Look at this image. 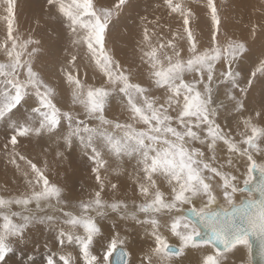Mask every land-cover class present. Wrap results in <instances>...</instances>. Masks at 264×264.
<instances>
[{
    "label": "rangeland",
    "instance_id": "374dc122",
    "mask_svg": "<svg viewBox=\"0 0 264 264\" xmlns=\"http://www.w3.org/2000/svg\"><path fill=\"white\" fill-rule=\"evenodd\" d=\"M85 1L0 0V118L4 117L7 122L1 126L3 119H0V242H29L28 237L33 232L37 234L38 228L48 223L49 227H61L68 229L70 233L72 227L73 232L80 231L82 235H86L87 240H96L99 244L96 248L93 245H97L91 242L81 245L83 248L80 250L75 249L78 245L72 248L74 253L85 256L80 257L85 264L93 263V258H87V255L94 257L96 253L101 254L97 264H110L112 253L119 247L127 248L132 256H136L137 247L145 252L157 250V261L160 264H176L182 258H177L172 253L166 254L164 249L168 243L161 242L160 246L157 244V249H150V244L158 241L153 242L148 235H139L145 239H142V246L132 242L137 237L135 229L143 232L146 228L144 223L150 225L146 228L150 230L153 224L160 222L155 225L156 234L161 235L159 231L162 230L167 233L170 229L177 240L169 244L190 246V236H197L199 233L194 223L191 227L187 223L190 220L185 216L187 222L161 214L158 206L161 205V209L165 211L189 207L180 199L185 195H195L203 204L208 205L212 195H218L215 192L211 194L212 186L220 187V191L223 188L224 196L219 197L222 202H227L236 196L230 189V184H236L238 188L245 181L251 183L254 179L250 172L254 163L244 153L254 154L257 170L264 172V0ZM33 110L41 113L36 115ZM241 116H245L244 119ZM29 118L35 119L36 123ZM51 119H54L53 122ZM96 129L97 136H92L94 141H86L89 137L87 130ZM107 130L119 131L125 135H119V139H126L117 141L113 134H105ZM129 139L138 141L136 143L142 146L162 145L165 148L161 149H166L170 156L165 158L169 172L166 171L165 177L158 176L155 180L153 174L157 170L153 162L147 167L137 164L134 159L124 162V166L128 167L135 163L134 172L139 173L138 179L148 178L147 184L150 188L132 187V183L122 187V178L117 176V172L121 171V163L116 162L122 160L121 158L132 159L138 155H133L130 150L126 152L129 156L122 157L129 150L126 148ZM112 144H116L118 148L112 149ZM53 149L57 151L56 154ZM236 158L238 161H235ZM21 159L23 160L20 161ZM239 163L243 170L242 177L246 175L242 180L235 177L238 172L235 173L234 168ZM72 165L74 166L71 167ZM218 169L222 173H218ZM129 170L128 173H131L132 170ZM98 175L105 178L104 180L113 179L104 185L102 183L103 187L99 185L101 188L93 190L89 186L93 181L97 182ZM84 178H87L86 182L89 181L87 184L91 181L88 186L81 185L80 181L85 180ZM129 178L123 177L126 181ZM66 179H72L69 187ZM18 180H21L20 183ZM206 180L212 186H207ZM162 186H175L177 189L165 194L160 190ZM116 187L119 195L107 194L116 191ZM89 191L97 192L90 194ZM128 192L133 195L128 197ZM143 194L146 196L142 199ZM136 198L139 201H135ZM43 202H54L62 207L70 205L75 215L72 216V212L63 208L58 211L46 210L47 206ZM38 206L41 207L40 210L37 209ZM164 206L168 207L167 210L163 209ZM6 207L10 211L5 212ZM192 208L206 210L201 206L191 205L189 209ZM26 210H34V214L38 216L30 219V212ZM125 210L133 211L135 215L121 213L126 212ZM46 211L53 214H46ZM149 212L156 217L150 216ZM138 214L145 215L137 218ZM181 228L182 231L186 230L181 232ZM119 231L128 233L133 238L132 241ZM175 237L167 236L166 239L172 241ZM31 239L32 242L36 240V247L41 245L35 237L31 236ZM41 242L48 243L46 240ZM51 244L53 247L58 246L55 241ZM204 244L206 245L197 244L192 247L196 250L203 248L206 261L213 264L214 257L210 250L215 252L214 245ZM99 246L103 247V252L99 251ZM89 248L95 253L92 254ZM219 253L221 263L235 264L233 259L228 260L230 256L226 257L231 255L230 252ZM181 255L184 257L183 253ZM250 255L252 257V253ZM132 256L131 259H137L136 264H142L140 258H136L139 255ZM153 256L155 255L152 254L151 257ZM49 262L47 259H39L25 264ZM142 262L147 264L146 261ZM249 264H253L252 258Z\"/></svg>",
    "mask_w": 264,
    "mask_h": 264
},
{
    "label": "bare ground",
    "instance_id": "6f19581e",
    "mask_svg": "<svg viewBox=\"0 0 264 264\" xmlns=\"http://www.w3.org/2000/svg\"><path fill=\"white\" fill-rule=\"evenodd\" d=\"M32 1V0H31ZM87 1V0H86ZM85 1V2H86ZM166 1V0H165ZM17 2H19V1H17ZM37 2V1H36ZM84 2V1H83ZM94 2V1H93ZM241 2V1H240ZM87 3V2H86ZM96 3V2H95ZM19 4V3H18ZM134 4V3H133ZM11 5V4H10ZM21 5V4H20ZM83 5V4H82ZM127 5V4H126ZM130 5H131V3H130ZM75 6V5H74ZM84 6H86V5H84ZM26 7V6H25ZM78 7V6H77ZM124 7H126V6H124ZM123 7V8H124ZM132 7V6H131ZM136 7V6H135ZM161 7V6H160ZM76 8V7H75ZM74 8V9H75ZM6 9V8H5ZM77 9V8H76ZM150 9V8H149ZM149 9H147V10H149ZM159 9V8H158ZM161 9V8H160ZM83 10V9H82ZM135 10V9H134ZM145 10V9H144ZM153 10V9H152ZM151 10V11H152ZM162 10V9H161ZM28 11V10H27ZM128 11V10H127ZM146 11V10H145ZM144 11V12H145ZM160 11V10H159ZM6 13H7V11H5ZM19 12V11H18ZM34 12V11H33ZM76 12V11H75ZM77 12H79V11H77ZM84 12V11H83ZM87 12V11H86ZM143 12V13H144ZM12 13V12H11ZM51 14V13H50ZM76 14V13H75ZM84 14V13H83ZM212 14V13H211ZM74 15V14H73ZM11 16V15H10ZM17 16V15H16ZM70 16V15H69ZM85 16V15H84ZM134 16V15H133ZM73 17V16H72ZM83 17V16H82ZM69 18V17H68ZM79 19V18H78ZM86 19V18H85ZM138 19H140V18H138ZM90 20V19H89ZM85 21V20H84ZM133 21V20H132ZM134 21H136V20H134ZM138 21V20H137ZM145 23V22H144ZM147 23V22H146ZM7 26H9V25H7ZM56 26V25H55ZM58 26V25H57ZM75 26V25H74ZM128 26V25H127ZM59 27V26H58ZM57 28V27H56ZM131 28H132V26H131ZM138 28V27H137ZM137 28H136V30H137ZM261 28V27H260ZM59 29V28H58ZM57 29V30H58ZM139 29V28H138ZM122 30V29H121ZM72 31V30H71ZM140 31V30H139ZM186 31V30H185ZM53 32V31H52ZM136 32V31H135ZM54 33H55V31H54ZM183 33V32H182ZM188 35V34H187ZM183 37V36H182ZM53 39V38H52ZM146 41V40H145ZM143 42V41H142ZM141 42V43H142ZM254 42V41H253ZM111 43V42H110ZM144 43V42H143ZM256 43V42H255ZM257 44V43H256ZM258 44H259V42H258ZM119 45V44H118ZM141 45V44H140ZM254 45V44H253ZM148 47V46H147ZM116 49H118V48H116ZM137 51V50H136ZM135 51V52H136ZM140 51V50H139ZM118 52H119V49H118ZM157 53V52H156ZM160 53V52H159ZM130 54V53H129ZM152 55V54H151ZM264 56V55H263ZM124 57V56H123ZM11 58V57H10ZM120 58V57H119ZM143 58V57H142ZM263 58V57H262ZM138 60V59H137ZM250 60H252L251 58H250ZM260 62V61H259ZM251 63H253V62H251ZM257 63V62H256ZM154 66V65H153ZM252 66V65H251ZM260 67V66H259ZM253 69H255V68H253ZM249 71V70H248ZM251 71V70H250ZM97 72V71H96ZM49 74V73H48ZM108 74V73H107ZM83 75V74H82ZM95 75V74H94ZM48 76V75H47ZM50 76V75H49ZM97 76V75H96ZM100 75L98 74V77H99ZM82 77V76H81ZM55 80V79H54ZM102 80V79H101ZM52 81V80H51ZM252 81V80H251ZM261 82V81H260ZM247 83V82H246ZM263 84V83H262ZM59 85V84H58ZM213 85V84H212ZM255 86V85H254ZM197 87V86H196ZM4 88V87H3ZM202 88H203V86H202ZM252 88V87H251ZM255 89L257 90L258 88H256L255 87ZM59 90V89H58ZM219 91V90H218ZM215 92V91H214ZM251 92V91H250ZM253 92V91H252ZM257 92V91H256ZM11 93V92H10ZM12 94V93H11ZM247 94V93H246ZM252 94V93H251ZM253 94H254V92H253ZM20 95V94H19ZM4 96H6V94H4ZM10 96V95H9ZM250 96H252V95H250ZM254 96V95H253ZM7 97V96H6ZM5 97V98H6ZM16 97H17V95H16ZM22 97V96H21ZM247 97V96H246ZM255 97V96H254ZM254 97H252V98H254ZM1 98V97H0ZM20 98V97H19ZM18 98V99H19ZM26 98V97H25ZM28 98V97H27ZM13 99V98H12ZM12 99H10L11 101H12ZM15 99V98H14ZM6 100H7V98H6ZM9 100V101H10ZM34 100V99H33ZM251 100V99H250ZM2 101V100H1ZM17 101V100H16ZM23 101V100H22ZM25 101V100H24ZM252 101V100H251ZM3 102V101H2ZM15 102V101H14ZM18 102V101H17ZM28 102V101H27ZM211 102V101H210ZM245 102V101H244ZM247 102V101H246ZM34 103V102H33ZM32 103V104H33ZM2 104V103H1ZM22 104H24V103H22ZM27 104V103H26ZM28 104H30V103H28ZM37 104V103H36ZM39 104V103H38ZM253 104V103H252ZM252 104H251V106H252ZM225 105V104H224ZM257 105V104H256ZM4 106H5V104H4ZM11 106V105H10ZM9 106V107H10ZM15 106V105H14ZM20 106V105H19ZM25 106V105H24ZM23 106V107H24ZM27 106V105H26ZM33 106V105H32ZM31 106V107H32ZM208 106V105H207ZM235 106H238V105H235ZM240 106V105H239ZM11 107H13V106H11ZM33 107H35V106H33ZM42 107V106H41ZM211 107V106H210ZM219 107V106H218ZM220 107H222V106H220ZM21 108V107H20ZM25 108V107H24ZM23 108V109H24ZM43 108V107H42ZM208 108V107H207ZM228 108V107H227ZM226 108V109H227ZM235 108V107H234ZM45 109V108H44ZM221 109H225V108H221ZM247 109V108H246ZM4 110V109H3ZM22 110V109H21ZM212 110V109H211ZM222 110V111H223ZM228 110V109H227ZM230 110V109H229ZM232 110V109H231ZM2 111V110H1ZM5 111V110H4ZM34 111V110H33ZM39 111V109L37 110V112ZM46 111V110H45ZM214 111H217V110H214ZM29 113H30V111H28ZM35 113H37L36 111H34ZM47 112V111H46ZM168 112V111H167ZM211 112V111H210ZM228 112V111H227ZM244 112V111H243ZM255 112V111H254ZM2 113V112H1ZM4 113V112H3ZM17 113V112H16ZM19 113H20V111H19ZM41 113V112H40ZM40 113H37L36 115H38V114H40ZM50 113V112H49ZM201 113V112H200ZM260 113V112H259ZM5 114V113H4ZM33 114V113H32ZM203 114V113H202ZM206 115H207V113H205ZM244 114H246L245 112H244ZM243 113H242V115H244ZM262 114V113H261ZM264 114V113H263ZM18 115V117L20 116L19 114H17ZM35 115V116H36ZM6 116H7V114H6ZM45 116V115H44ZM52 116V115H51ZM54 116V115H53ZM121 116V115H120ZM119 116V117H120ZM43 117V116H42ZM45 117H47V116H45ZM44 117V118H45ZM208 117V116H207ZM244 117L245 116H241L240 118L241 119H244ZM4 118V117H3ZM2 118V119H3ZM8 118H9V116H8ZM16 118V117H15ZM34 118V117H33ZM36 118V117H35ZM43 118V119H44ZM52 118V117H51ZM56 118V117H55ZM118 118V117H117ZM262 119H263V117H261ZM260 118V119H261ZM1 119V118H0ZM1 119V120H2ZM29 119H31V118H29ZM49 119V118H48ZM0 120V121H1ZM5 119H3V121H2V124H1V126L3 125V123H7V122H5L4 121ZM9 120V122H10V118L8 119ZM7 120V121H8ZM19 120H21V117H20V119ZM31 120H33V119H31ZM35 120V119H34ZM33 120V121H34ZM52 120V122H53V120L54 119H51ZM168 120V119H167ZM18 121V120H17ZM25 121V120H24ZM36 121V120H35ZM34 121V122H35ZM20 122H22V121H20ZM26 122V121H25ZM31 122V121H30ZM42 122V121H41ZM48 122V121H47ZM46 122V123H47ZM235 122H237V120L235 121ZM252 122V121H251ZM254 122V121H253ZM13 123V122H12ZM36 123V122H35ZM45 122H42V124H44ZM49 123V122H48ZM47 123V124H48ZM244 123V122H243ZM27 124V123H26ZM30 124H32V123H30ZM38 124V123H37ZM245 124V123H244ZM248 124V123H247ZM6 125V124H5ZM13 125V124H12ZM20 125V124H19ZM28 125V124H27ZM33 125V124H32ZM31 125V126H32ZM35 125V124H34ZM45 125V124H44ZM55 125V124H54ZM241 125V124H240ZM9 126H11V124H9ZM8 126V127H9ZM29 126V125H28ZM263 126V125H262ZM12 127V126H11ZM24 127V126H23ZM43 127V126H42ZM41 127V128H42ZM46 127V126H45ZM1 128V127H0ZM13 128V127H12ZM87 128V127H86ZM263 128V127H262ZM10 129V128H9ZM26 129V128H25ZM37 129V128H36ZM3 130V129H2ZM14 130V129H13ZM27 130H29V128L27 129ZM56 130V129H55ZM97 130L98 129H96V131H90V130H87V135H89V137H88V139H86V141H88V140H90V139H93V141H94V137H92L93 135L94 136H97L96 135V132H97ZM105 130V129H104ZM205 130V129H204ZM262 130V129H261ZM20 131V130H19ZM30 131V130H29ZM39 131V130H38ZM110 131H111V133H110ZM107 130V132H105V134L108 136V134L110 135V136H112V134L114 135V138H115V140H124V139H126V138H123V139H119V138H121V136H125V135H123L121 132H119V131H114V130ZM263 131V130H262ZM11 132V131H10ZM13 132V131H12ZM22 132V131H21ZM28 132V131H27ZM37 132V131H36ZM42 132V131H41ZM200 132V131H199ZM29 133V132H28ZM50 133V132H49ZM48 133V134H49ZM103 133V132H102ZM36 134V133H35ZM101 134V133H100ZM179 134V133H178ZM23 135V134H22ZM27 135V134H26ZM45 135V134H44ZM57 135V134H56ZM99 135V134H98ZM119 135H121V136H119ZM251 135V134H250ZM259 135V134H258ZM41 136V135H40ZM18 137V136H17ZM22 137V136H21ZM56 137V136H55ZM85 137H86V135H85ZM40 138V137H39ZM53 138V137H52ZM57 138V137H56ZM68 138V137H67ZM28 139V138H27ZM72 140V139H71ZM196 141H200L199 139H195ZM31 141V140H30ZM33 141H34V139H33ZM51 141V140H50ZM104 141V140H103ZM35 142V141H34ZM37 142V141H36ZM44 142V141H43ZM58 142V141H57ZM65 142V141H64ZM97 142H99V141H97ZM97 142H95V143H97ZM136 142H138V141H136ZM136 142H133V141H131L130 139H129V142H126V144H127V146H126V148L127 149H129V150H126L123 154H122V157L123 156H129L126 152L127 151H132V153H133V155L134 154H138L135 158H134V156H133V158L132 159H129L128 157L127 158H121L122 160H118L117 162L116 161H114V162H116V163H121V165H119V170H121L120 172H117V176H118V178H122V187H124V186H128V184H130V183H132V185L130 184V186H135V187H137V186H139V187H142V188H150V186H148V184H147V180H148V178L147 179H145V180H141V178L140 179H138V177H140L139 176V173H136V172H134V171H136V170H134V169H136L135 168V166H134V164L135 163H133V165H130V167H128V166H124V162L125 161H132L133 159L135 160V162L137 163V164H141L143 167L144 166H148V165H151L152 164V162H153V166H154V168L157 170V172L156 173H154L153 175H155V178L153 179V180H155L158 176V178H161V177H165V175H166V171H168L167 169V166H166V160H165V158L166 157H170V156H168V153L166 152V149H164V150H162L161 148L163 147V148H165L164 146H162V145H159V147L158 146H153L152 144H151V146H147V145H140V144H137ZM250 142V141H249ZM252 142V141H251ZM27 143V142H26ZM41 143V142H40ZM44 143H47V142H44ZM90 143V142H89ZM114 143V142H113ZM116 143V142H115ZM141 143V142H140ZM227 143V142H226ZM38 145V144H37ZM39 145H41V144H39ZM56 145V144H55ZM217 145V144H216ZM27 146V145H26ZM35 146V145H34ZM47 146H48V144H47ZM88 146V145H87ZM99 146H102V145H99ZM108 146H110V145H108ZM183 146V145H182ZM231 146V145H230ZM39 147V146H38ZM44 147H45V145H44ZM49 147V146H48ZM56 147V146H55ZM60 147H61V145H60ZM28 148V147H27ZM53 148V147H52ZM90 148V147H89ZM100 148H102V147H100ZM104 148H106V147H104ZM111 148L112 149H117L116 148V144H112L111 145ZM241 148V147H240ZM240 148H239V150H240ZM20 149V148H19ZM36 149V148H35ZM49 149V148H48ZM47 149V150H48ZM51 149V148H50ZM237 149H238V147H237ZM6 150V149H5ZM44 150H45V148H44ZM54 150V149H53ZM66 150V149H65ZM242 150V149H241ZM1 151V150H0ZM49 151V150H48ZM74 151V150H73ZM75 151H77V150H75ZM105 151V150H104ZM163 151V152H162ZM8 152H9V150H8ZM46 152V151H45ZM54 152H55V150H54ZM57 152V151H56ZM56 152H55V154H56ZM248 152V151H247ZM3 153V152H2ZM6 153V152H5ZM23 153V152H22ZM25 153V152H24ZM62 153V152H61ZM68 153V152H67ZM94 153V152H93ZM101 153H102V151H101ZM106 153V152H105ZM108 153V152H107ZM54 154V156L56 157V155ZM66 153H64V155H65ZM116 154V153H115ZM126 154V155H125ZM15 155V154H14ZM14 155H12V157L14 156ZM17 155V154H16ZM20 156H21V153L19 154ZM24 155V154H23ZM28 155V154H27ZM50 156H51V154H49ZM49 155H46V156H49ZM95 155V154H94ZM103 155H105V154H103ZM243 155H245V156H247V158L249 159L250 157L252 158H250L251 160H252V163H254L253 165H255L256 166V164H257V159H256V157H254L255 155L254 154H252L251 152H249L248 153V155L246 154V153H244ZM4 156V155H3ZM18 156V155H17ZM44 156H45V154H44ZM100 156V155H99ZM106 156V155H105ZM7 157V156H6ZM62 157H65V156H62ZM67 157V156H66ZM108 157V156H107ZM121 157V156H120ZM244 157V156H243ZM257 157H259V156H257ZM9 158V157H8ZM11 158V157H10ZM47 158V157H46ZM52 158V157H51ZM54 158V157H53ZM58 158H59V156H58ZM103 158V157H102ZM106 158V157H105ZM246 158V157H245ZM262 158V157H261ZM14 159H16V158H14ZM29 159H31V157L29 158ZM42 159H44V158H42ZM41 159V160H42ZM107 159V158H106ZM108 159H109V157H108ZM110 159H112V158H110ZM118 159V158H117ZM196 159V158H195ZM198 159V158H197ZM234 159V158H233ZM232 159V160H233ZM237 159V160H236ZM235 159V161H238V158H236ZM249 159V160H250ZM260 159V158H259ZM258 159V160H259ZM23 159H21L20 161H22ZM64 160V159H63ZM67 160V159H66ZM245 160V159H244ZM9 161H11V160H9ZM26 161V160H25ZM29 161V160H28ZM31 161H33V159L31 160ZM48 161V160H47ZM92 161V160H91ZM91 161H90V163H91ZM262 161V160H261ZM34 162V161H33ZM52 162H54V161H52ZM65 162V161H64ZM76 162V161H75ZM74 162V163H75ZM98 162V161H97ZM113 162V163H114ZM14 163V162H13ZM16 163V162H15ZM49 164L48 165H51L50 164V162H48ZM60 163V162H59ZM63 163V162H62ZM70 163V162H69ZM82 163V162H81ZM104 163V162H103ZM102 163V164H103ZM256 163V164H255ZM262 163V162H261ZM19 164H21V163H19ZM36 164V163H35ZM53 164V163H52ZM102 164H99L100 166H102ZM105 164V163H104ZM130 164H131V162H130ZM249 164V163H248ZM7 165H8V161H7ZM6 165V166H7ZM28 165V164H27ZM46 165V164H45ZM47 165V166H48ZM75 165H76V163H75ZM81 165V164H80ZM94 165V164H93ZM251 165V164H250ZM250 165H249V169H250ZM5 166V167H6ZM30 166H31V164H30ZM74 165H72L71 167H73ZM138 166V165H137ZM258 166V165H257ZM260 166V165H259ZM4 167V168H5ZM8 167V166H7ZM6 167V168H7ZM12 167V166H11ZM20 167V166H19ZM29 167V166H28ZM28 167L26 168L27 170H29L28 169ZM54 167V166H53ZM58 167V166H57ZM67 167H68V165H67ZM70 167V166H69ZM77 167V166H76ZM85 167V166H84ZM83 167V168H84ZM107 167V166H106ZM112 167V166H111ZM115 167V166H114ZM117 167V166H116ZM143 167H142V170H143ZM219 167V166H218ZM217 167V168H218ZM1 168V167H0ZM13 168H15V167H13ZM51 168V167H50ZM90 168H92V167H90ZM172 168V167H171ZM252 168V167H251ZM9 169H10V167H9ZM17 169V168H16ZM25 169V168H24ZM37 169H39V168H37ZM43 169H44V167H43ZM54 169H55V167H54ZM76 169V168H75ZM117 169V168H116ZM129 169H131L132 170V172L131 173H128L130 170ZM173 169V168H172ZM235 170V173H237L238 172V174L235 176L236 177V179L237 180H242V179H244L245 178V174H244V178L242 177V172H243V170L240 168V163H239V165H237V167L236 168H234ZM257 169V168H256ZM262 169V168H261ZM18 170V169H17ZM36 170V169H35ZM47 170V169H46ZM56 170H57V168H56ZM55 170V171H56ZM141 170V171H142ZM219 170V169H218ZM4 172H5V170H3ZM11 171V170H10ZM20 171V170H19ZM40 171V170H39ZM44 171V170H43ZM103 171H107V170H103ZM222 170L220 169L219 170V172L218 173H222L221 172ZM262 171V170H261ZM15 172V171H14ZM28 172V171H27ZM46 172V171H45ZM51 172V171H50ZM64 172V171H63ZM62 172V173H63ZM76 172V171H75ZM114 172V171H113ZM155 172V171H154ZM169 172V171H168ZM173 172H175V171H173ZM251 172V171H250ZM22 173V172H21ZM21 173H20V177H21ZM35 173V172H34ZM49 173V172H48ZM67 173V172H66ZM73 173V172H72ZM79 173V172H78ZM84 174H85V172H83ZM91 173V172H90ZM252 173V172H251ZM27 174V173H26ZM37 174V173H36ZM50 174V173H49ZM57 174H59V173H57ZM56 174V175H57ZM83 174V175H84ZM97 174V173H96ZM99 174V173H98ZM146 174V173H145ZM224 174V173H223ZM4 175H6V174H4ZM13 175V174H12ZM39 175V174H38ZM75 175V174H74ZM77 175V174H76ZM79 175V174H78ZM82 175V176H83ZM103 175V174H102ZM113 175H114V173H113ZM116 175V174H115ZM168 175V174H167ZM175 175V174H174ZM11 176V175H10ZM34 176H36V175H34ZM55 176V175H54ZM59 176V175H58ZM72 176V175H71ZM99 176V175H98ZM142 176V175H141ZM144 176V175H143ZM169 176V175H168ZM6 177V176H5ZM19 177V176H18ZM38 177V176H37ZM40 177H43V175L42 176H40ZM45 177V176H44ZM80 178H81V174H80V176H79ZM84 177V176H83ZM101 177V178H100ZM104 177H107V176H104ZM109 177H110V175H109ZM123 177L124 178H129V177H131V179L129 178V180L128 181H126V180H124L123 179ZM135 177L137 178V179H135ZM251 177V176H250ZM249 177V179L251 180V178ZM12 179H14L13 177H11ZM10 178V179H11ZM17 178V177H16ZM34 178V177H33ZM74 178V177H73ZM99 179H96L97 180V182H95V181H93L92 182V184H90L91 183V181H90V185L91 186H89V187H91L93 190H95V189H97V188H101V187H103L102 186V183H103V185L104 184H106V183H108V181L109 180H112L113 178H107L108 180H104L105 178H103L102 176H99L98 177ZM223 178V177H222ZM7 179V178H6ZM11 179V180H12ZM19 179H21V178H19ZM26 179V178H25ZM43 179V178H42ZM48 179V178H47ZM54 178H52V180H53ZM85 180H83L82 179V181H80L81 182V185H89V184H87L89 181H87L86 182V179L87 178H84ZM93 180H94V178H92ZM91 179V180H92ZM103 179V180H102ZM223 179H226L225 177L223 178ZM5 180V179H4ZM11 180H9V181H11ZM35 180V179H34ZM66 180H68L69 182H67V187H69V183H71V180L70 179H66ZM75 180V179H74ZM254 180V179H253ZM6 181V180H5ZM15 181V180H14ZM19 181V180H18ZM21 181V180H20ZM20 181H19V183H20ZM33 181V180H32ZM40 181V180H39ZM143 181V182H142ZM221 181H222V179H221ZM38 182V181H37ZM60 182V181H59ZM75 182V181H74ZM106 182V183H105ZM149 182V181H148ZM237 182V181H236ZM35 183H36V181H35ZM49 183V182H48ZM51 183H54V182H51ZM56 183V182H55ZM54 183V184H55ZM64 183V182H63ZM75 183H77V182H75ZM205 183H206V185L207 186H210V184H211V182H209V181H205ZM246 183V184H245ZM250 182L249 181H245L244 183H242V185L241 186H239L238 188L236 187V184H235V186H234V184H230V189L234 192V194H236V196H234L233 198H231V199H228L227 200V202L225 201V202H222L221 201V198L219 197V195L220 196H222V198H223V196H224V190H223V188L221 189V191H220V187H215V186H212V184H211V194H214L213 192H215L216 194H218V195H212V199H211V203L210 204H208V205H206V203H202L203 201L200 199V198H198V197H195V195L194 196H190V195H185L184 197H182V198H180L182 201H183V203H184V205L185 204H187L189 207L192 205V206H201V207H203V208H205L206 210H196V209H194V208H192V209H189V207H186V208H173L172 210H170V211H165V210H162L161 209V205H159L158 207H160V211H159V213H161V214H164V215H170V216H173L175 219H180V220H185V217L187 218V219H189V215H187L186 214V211H191V210H195L196 212H198V213H203V212H205V211H208V212H210V211H213L214 209H216V207H219L220 209H223V210H226L228 207H230L231 205H232V203L233 204H235V205H237L238 203H241L242 202V200L243 199H251L252 198V195H250L251 193H249V192H247V191H243L242 190V188L244 187V185H247V184H249ZM7 184H9V183H7ZM34 184V183H33ZM43 184V183H42ZM45 184V183H44ZM53 184V185H54ZM57 184V183H56ZM77 184H79V183H77ZM144 184V185H143ZM5 185V184H4ZM15 185V184H14ZM13 185V186H14ZM17 185V184H16ZM20 185V184H19ZM24 185V184H23ZM26 185V184H25ZM37 185V184H36ZM46 185V184H45ZM52 185V186H53ZM101 187H100V186ZM41 186V185H40ZM55 186V185H54ZM59 186H61V184H59ZM74 186V185H73ZM106 186V185H105ZM175 186H176V184H175ZM175 186L174 187H167V188H165V187H161V189L160 190H162L165 194H169V193H172V191H174V190H176L177 188H175ZM177 186H179V185H177ZM11 187V186H10ZM15 187V186H14ZM21 187H22V185H21ZM20 187V188H21ZM39 186H37V188H38ZM42 188H43V185L41 186ZM41 187H40V189H41ZM76 187V186H75ZM79 187H80V185H79ZM107 187V186H106ZM13 188V187H12ZM11 188V189H12ZM32 188V187H31ZM34 188V187H33ZM66 188V187H65ZM73 188V187H72ZM17 189V188H16ZM44 189V188H43ZM63 189V188H62ZM116 189H117V187H116ZM127 189V188H126ZM24 190H25V188H24ZM35 190H36V188H35ZM38 190V189H37ZM74 190V189H73ZM101 190V189H100ZM105 190V189H104ZM159 190V191H160ZM6 191V190H5ZM8 191V190H7ZM14 191V190H13ZM40 191V190H39ZM66 191V190H65ZM84 191V190H83ZM218 191V192H217ZM10 192H11V190H10ZM17 192V191H16ZM20 192H21V190H20ZM84 192H86V191H84ZM97 191H89V193L90 194H94V193H96ZM105 192V191H104ZM145 193H147V190H145L144 191ZM7 193V192H6ZM13 193V192H12ZM19 193V192H18ZM27 193V192H26ZM28 193H30V191L28 192ZM32 193V192H31ZM71 193V192H70ZM119 193V189H117L116 191H114L113 190V193H111V192H108L107 194H116V195H119L118 194ZM136 193V192H135ZM14 194H15V191H14ZM22 194V193H21ZM74 194V193H73ZM82 194V193H81ZM80 194V195H81ZM84 194V193H83ZM163 194V193H162ZM10 195V194H9ZM16 195V194H15ZM24 195H25V193H24ZM78 195V194H77ZM86 195V194H85ZM100 195V194H99ZM130 195H133V193H131V192H128V197L130 196ZM12 196V195H11ZM18 196V195H17ZM20 196V195H19ZM18 196V197H19ZM22 196V195H21ZM55 196V195H54ZM71 196V195H70ZM82 196V195H81ZM146 196V194H143L142 195V199H143V197H145ZM56 197V196H55ZM66 197V196H65ZM67 197H68V195H67ZM74 197V196H73ZM131 197H133V196H131ZM205 197V196H204ZM23 198V197H22ZM95 199H96V197H94ZM103 198V197H102ZM106 198V197H105ZM211 198V197H210ZM67 199V198H66ZM72 199V198H71ZM77 199V198H76ZM80 199V198H79ZM74 201H76L75 199H73ZM81 200V199H80ZM134 200V199H133ZM238 200V201H237ZM20 201V200H19ZM22 201V200H21ZM85 201V200H84ZM90 201V200H89ZM92 201V200H91ZM94 201V200H93ZM104 201V200H103ZM135 201H139L138 200V198H136L135 199ZM234 201L236 202V203H234ZM105 202V201H104ZM109 202V201H108ZM21 203H23V202H21ZM57 203H58V201H57ZM66 203V202H65ZM68 203V202H67ZM70 203V202H69ZM82 203V202H81ZM102 203V202H101ZM182 203V202H181ZM10 204V203H9ZM63 204V203H62ZM222 206H221V205ZM231 204V205H230ZM21 205V204H20ZM24 205V204H23ZM43 205L44 206H47V207H45V209L47 210V209H51V211H52V209H55V210H62V208L65 210V211H67V212H72V216L73 215H75V214H73V211H71V209H70V205L68 206V207H62L61 205H59V204H56V203H54V202H51V203H48V202H43ZM167 205V204H166ZM225 205H227V206H225ZM5 206V205H4ZM22 206V205H21ZM26 206H28V205H26ZM107 206H109L108 205V203H107ZM29 207V206H28ZM172 207H173V205H172ZM22 208V207H21ZM20 208V209H21ZM101 208H103V207H101ZM104 208H105V206H104ZM166 208H168L167 206H164L163 207V209H166ZM19 209V208H18ZM37 209H41V207L40 206H38L37 207ZM44 208H43V210H45ZM119 209V208H118ZM125 209V208H124ZM170 209V208H169ZM201 209V208H200ZM209 209V210H208ZM23 210V209H22ZM98 210V209H97ZM121 210H123V208L121 209ZM167 210V209H166ZM4 211L5 212H7V211H10L9 210V208H4ZM16 211V210H15ZM14 211V212H15ZM30 212V214L28 215V216H30L29 218L30 219H34L35 218V216L37 217L38 216V214L36 215V214H34V210H26V212ZM37 211V210H36ZM126 212H121V213H129L128 215H135V213L133 212V211H130V210H125ZM164 211V212H163ZM11 212H12V209H11ZM47 212V211H46ZM61 212V211H60ZM75 212V211H74ZM151 213H152V211H150ZM149 212V215L150 216H153V215H151V213ZM163 212V213H162ZM52 212H50V211H48L46 214H51ZM92 213V212H91ZM97 213V212H96ZM27 214V213H26ZM25 214V215H26ZM46 214H45V217H46ZM53 214V213H52ZM51 214V215H52ZM10 215V214H9ZM55 215V214H54ZM89 215V214H88ZM95 215V214H94ZM126 215V214H125ZM144 215L145 214H138L137 215V218H140V217H144ZM148 215V214H147ZM11 216H12V214H11ZM93 216V215H92ZM91 216V217H92ZM185 216V217H184ZM56 216H54V218H55ZM126 217V216H125ZM153 217H156V216H153ZM8 218V217H7ZM13 216L11 217V220H13ZM76 218V217H75ZM112 218V217H111ZM131 218V217H130ZM88 219H91L90 217L88 218ZM93 219V218H92ZM141 219H143V218H141ZM140 219V221H142ZM26 220V219H25ZM46 220V219H45ZM190 220V219H189ZM35 221V220H34ZM52 221V220H51ZM116 221H118V220H116ZM129 221V220H128ZM135 221V220H134ZM186 221V220H185ZM33 222V221H32ZM42 222V221H41ZM44 222V221H43ZM46 222V221H45ZM48 222V221H47ZM50 222V221H49ZM61 222V221H60ZM60 222H58V223H60ZM91 222V221H90ZM94 222V221H93ZM107 222V221H106ZM132 222V221H131ZM171 222V221H170ZM187 222V221H186ZM13 223H15V222H13ZM37 223V222H36ZM55 223V222H54ZM95 223V222H94ZM97 223V222H96ZM114 223V222H113ZM140 223V222H139ZM158 223H160V222H157V224ZM185 223V222H184ZM187 223H189L190 224V226L192 227L193 226V222L190 220L189 222H187ZM20 224V223H19ZM33 224H34V222H33ZM41 224V223H40ZM48 224V223H47ZM47 224H46V226H40L39 228H38V232H37V234H36V232H33L29 237H28V239H29V242H22V243H18V242H15L14 240L13 241H6V242H0V244L3 246L2 248H1V245H0V264H25L26 262H28L29 263V261H31V260H39V259H47L48 261H50L49 262V264H85L84 262H82L81 260H80V257H85L83 254L81 255V253H78V254H76V253H74L75 251H72V248H73V246L74 245H78V248H75V249H77V250H80V248H83V246L81 247V245H84L85 246V243L87 244V242H91V243H93V244H96L97 246H94L93 245V247H98V243L96 242V240L95 239H92L91 241L90 240H87L86 239V235H82L81 234V232L79 233V232H73L72 231V227H71V232L72 233H70V232H68V229H66V230H64V229H62L61 227L60 228H53V227H49V226H47ZM57 224V223H56ZM157 224H155V225H157ZM35 225V224H34ZM99 225V224H98ZM146 228L147 227H150V225L149 224H146V223H144L143 224ZM154 224H153V226H151V228L152 229H150V230H147L146 228H145V230L143 231V232H141L140 230L139 231H137L136 229H135V231H134V233H135V235L137 236V237H135L134 239H135V241H132V237H130L129 235H128V233H126V232H123V231H119V233L121 232H123L124 233V235H125V237H127V239L128 240H130V241H132V242H134L135 244H137V245H141L142 246V239H144L143 237L141 238V237H139V235H148V236H150L149 238L151 239V240H153V242L154 241H158V242H155L154 244H150V249L151 248H155V249H157V244L160 246L161 245V242H164V243H168L166 246H165V252H166V254H168L169 255V253H170V255H174V256H176L177 255V258L178 257H181L182 259H180V260H177L175 263L176 264H207L208 262L206 261V259H205V255H206V253H205V251H204V249L202 248L201 250H196V249H194L192 246H197V244H200V245H206V244H204V243H201V242H195L194 241V235L192 234L191 236H190V239H189V243H190V246H188V245H184V246H180V245H174V244H169V243H173V242H176V240H177V238L174 236V234L173 233H171L172 231H169L168 230V232L166 233V231H164V230H162V231H159V233H161V235L159 234L158 235V233L156 234V232H157V227L155 226ZM39 226V225H38ZM53 226H54V224H53ZM60 226V225H59ZM63 226V225H62ZM161 226V225H160ZM18 227H19V225H18ZM35 227V226H34ZM56 227V226H55ZM68 227V226H67ZM131 227H132V225H131ZM180 228V227H179ZM15 230V229H14ZM96 230V229H95ZM131 230H133V229H131ZM143 230V229H142ZM175 230V229H174ZM180 230V229H179ZM186 229H183V231H185ZM4 231V230H3ZM23 231H24V229H23ZM83 231V230H82ZM109 231V230H108ZM182 231V228H181V232H183ZM18 232V231H17ZM115 232V231H114ZM113 232V233H114ZM86 233V232H85ZM2 234H4V233H2ZM20 234V233H19ZM77 234H79V236L77 237L76 235ZM103 234H105V233H103ZM132 234H133V232H132ZM92 235V234H91ZM95 235V234H94ZM98 235V234H97ZM1 236V235H0ZM15 236V235H14ZM31 236H32V238L33 237H35V239H38L39 241L38 242H40V246H37L36 247V245H35V242H36V240L35 241H31L32 239H31ZM111 236V235H110ZM147 236V237H148ZM167 236H170L171 238H174L175 237V239L174 240H169V239H166V237ZM13 237V236H12ZM19 237H21V236H19ZM112 237V236H111ZM116 237H118V236H116ZM153 237V238H152ZM159 237H160V239H159ZM8 238V237H7ZM121 238V237H120ZM126 239V238H125ZM2 240V239H1ZM45 241L46 240V242L48 241V243L47 244H45L44 242H41V241ZM98 240H99V238H98ZM115 240H117V239H115ZM145 240V239H144ZM148 240V239H147ZM5 241V240H4ZM52 241H55V242H57V244H58V246H54L53 247V244H51V242ZM113 242V241H112ZM122 242V241H121ZM124 242V241H123ZM128 242V241H127ZM147 242V241H146ZM151 242V241H150ZM152 242V243H153ZM125 244V243H124ZM177 244V243H176ZM187 244V243H186ZM126 245V244H125ZM132 245V244H131ZM136 245V246H137ZM100 246H101V244H100ZM99 246V251L100 252H103V247L101 248ZM127 246V245H126ZM158 246V247H159ZM169 247H173L174 249H175V252H177L176 251V249L178 250V253H172V252H170V251H168V248ZM134 248H135V246H134ZM145 248H147V247H145ZM145 248H143V249H145ZM197 248V247H196ZM214 248H215V252H213L212 250H210L211 252H210V254H212V257H214V259H213V264H220L221 263V261H219L220 259H219V257H221V255H220V253L219 252H221V254H227V253H231V255H227L226 257L228 258L229 256H230V258H228V260L230 261L231 259H233L234 261H235V264H249V262H250V258H252L251 257V255H250V253H251V243H250V240H249V237L248 236H246L245 238H243L242 240H240L239 242H237V243H235L232 247H230L229 249H227L226 251H219L218 249H216V247L214 246ZM87 249V248H86ZM85 249V250H86ZM90 249V251L91 252H93L92 251V249L91 248H89ZM142 249V248H141ZM149 249V250H150ZM74 250V249H73ZM107 250H109V249H107ZM114 250V249H113ZM124 250H126V251H124ZM72 251V252H71ZM129 251H131L130 250V248H129ZM134 251V250H133ZM136 251H137V253H135L136 254V256H138V257H136L135 255L134 256H132L133 254H131L130 255V253H132V252H128V250H127V248L126 249H121V247H119V248H116L115 249V251H114V253H112V256H111V262H110V264H116V263H119L121 260H122V263L121 264H132V262L134 261V264H136L135 262H137V259H131V256L132 257H136V258H140L139 260H141V263L142 264H144V262H142V261H146V263L147 264H160V262H158L157 260H159V257L158 256H156V252H157V250H155V251H149V252H145L144 250H139V247H137L136 248ZM83 252V251H82ZM97 252V251H96ZM135 252V251H134ZM143 252V253H142ZM95 253V251L92 253V254H94ZM172 253V254H171ZM183 253V255H184V257L181 255ZM106 255L108 254L107 253V251H106V253H105ZM152 254L153 255H155V256H153V257H151L152 256ZM78 257H77V256ZM122 256H124V260H123V258H122ZM77 257V258H76ZM82 257V258H83ZM87 258H93L92 260H93V263H91V264H97V261H99L100 259H101V254H98V253H96V256H94V257H89L88 255H87ZM54 259V261L52 262V260ZM107 260V259H106ZM131 260V261H130ZM39 263V262H38ZM104 263V262H103ZM103 263H101V264H103ZM32 264V263H31ZM34 264V263H33ZM209 264V263H208ZM221 264H231L230 262H228V263H221Z\"/></svg>",
    "mask_w": 264,
    "mask_h": 264
},
{
    "label": "water",
    "instance_id": "95a60500",
    "mask_svg": "<svg viewBox=\"0 0 264 264\" xmlns=\"http://www.w3.org/2000/svg\"><path fill=\"white\" fill-rule=\"evenodd\" d=\"M254 180L244 185L243 191L252 195L251 199H243L226 210L216 207L213 211L198 213L186 211L189 219L198 229L195 242L212 244L219 251H226L246 236L251 243L253 264H264V172L251 168ZM168 251L175 252L173 247ZM124 260V256H122ZM122 260L119 263L121 264Z\"/></svg>",
    "mask_w": 264,
    "mask_h": 264
}]
</instances>
